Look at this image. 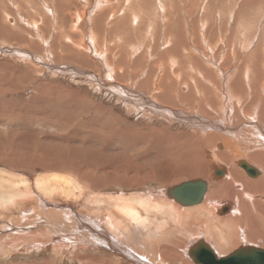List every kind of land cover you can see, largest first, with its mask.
<instances>
[{
    "label": "bare ground",
    "instance_id": "1",
    "mask_svg": "<svg viewBox=\"0 0 264 264\" xmlns=\"http://www.w3.org/2000/svg\"><path fill=\"white\" fill-rule=\"evenodd\" d=\"M40 2L42 3L41 0ZM76 2L83 4L85 7V3L87 2V0H76ZM96 2L98 5L97 9L99 13L101 9L107 8L106 10L113 11L118 7L116 5L108 6L109 2L111 3L110 0H102V2ZM91 4H93V2ZM72 16L73 15H71V17ZM103 17L104 15H101L97 18V20ZM13 18L9 17L8 15L7 19H5V17L1 15L0 24H2L4 28H0V30H2L3 33L7 35L6 37L9 40H11L10 38L11 36H14V34L17 33L19 35V33H22V38L25 39L20 40V43H22L26 49L24 51L18 50L17 48L9 49L11 51L21 52L20 57H22L23 59L25 55L26 58H31V60L34 61V58L37 55L34 54L31 49H28L32 48V45L34 43L32 38L30 37V34L33 33L31 31L29 32L23 29L20 30V28L19 30L15 31V29L12 28L13 25L9 26L8 24H12L14 22ZM78 18L75 17V22L78 21ZM118 23L123 26V24H121L122 22ZM113 27L116 30L117 23L110 26V28ZM63 28L64 27H62L61 29ZM31 29L34 30V33H36L37 28L34 24H32ZM90 30L93 31V28ZM25 31L28 33H25ZM3 33H1V35ZM70 33L71 32H54L55 39H53L52 41L53 45L51 46L52 50L50 51L53 57L52 59H54L53 61L55 62L50 59V54L48 52L50 48V39L47 36H42L44 39V41L42 40V43L45 46L44 50L47 51V53L45 54V58L47 59L46 61H48V64H44V67L50 70L56 69L58 70V72L66 71L68 72V74L69 72L75 73V80H77L79 84L84 83L85 87H88L90 90H92V92L94 91V94L100 95L102 99L97 100V102L94 103L92 102V100L88 99L84 95V93L82 94L81 90L77 91V89L73 88H63V90L57 85L46 82H39L33 85L35 94L32 93L30 104H35L39 107V109H46L47 107H43L41 102L42 100L44 101V103H48L47 100L53 102L55 99L51 98V96L54 98H60L59 96H61L63 100L70 99V101L71 99H73L72 103L74 104V110H66L67 112H72H64L63 117H54L56 119L54 120V118H45L46 116L44 117L42 113L41 115H43L44 117L43 121L44 119H47L48 124H46V126H52L53 128L59 125L61 127L64 125L68 126L71 117L75 116L78 118V114L84 113V116H87L88 114L90 117H84L83 120L79 119L78 125L76 126L79 127V131L86 130L85 138L89 140L91 144L94 143L98 146V144L100 145V142L103 140H101V137L100 139L98 137H94L95 134L91 135V133H94L93 131L100 132V134L103 135L107 130L113 132V136H117L118 138H121V140L124 136H126L128 142L122 141L121 149L119 147L120 153H117V151H115V149L110 146V148H112L110 149L111 153L114 152V155L112 157L117 156L119 159V163H117L118 165L116 164V171H118V173L120 174H124L121 177L113 175V171L108 172L107 167H103V165L109 163L113 158H111L110 155L102 156L99 153L98 154L99 156H101V158H109L106 159L107 163H104L102 161L103 163H101V167L99 164L97 165V168L94 171L95 174L92 171L93 169L91 170L93 172V175L92 173H86L89 169L87 166L88 164H83L85 166L77 167V158L79 159V153L77 152H74L72 156V153L70 152L71 157L69 156V159L66 157H61L62 159L60 160H53L54 157L50 156L53 160V162H51L52 168H49L47 166H41V168L40 165L37 166L35 163H33L34 167H29L34 171L37 170L36 168H41L45 170L44 172L49 173V177L40 180L41 182H37L38 187L41 189L44 195H46L47 193L48 195L53 194L55 192V189H61V191H63L64 193L65 189L63 187V184L68 181L64 180L65 176H68L65 172L73 171L82 176L81 180L78 181L79 184H81L80 188L86 189L87 192L92 190L90 191V193H88V196H91L90 199L92 200V197L94 199L97 198L95 200L106 205L105 208L102 209H85L86 211L83 215V213L75 210L74 205L52 203V207H59L62 210L61 213H57L61 216V221L60 224H51L44 222L45 224L43 223V226L48 227L46 234L49 235V237L54 236V233L56 235H62V233L71 235V237L75 240L73 243L76 247L73 248L72 251L77 254H82L85 252L95 253L97 254L96 259L95 257L84 259L86 261L96 260V262H98L99 264H190L188 260H186V258L190 259L189 256H191L192 251L195 250V247H197L201 242L205 245H208L217 256L221 254L223 255L219 256L218 258L225 257L240 247L252 246L255 248L264 249V115L262 114L263 107L261 104V100L259 102L251 101V103L247 105L252 107L251 115L248 116L250 122L245 120L246 112L245 107L242 108V105L241 113L243 115V118L241 116H236L235 118V115L230 116L234 122L235 127H237L239 131V134L237 133L238 135L236 136L231 132L232 130L229 129L232 127L225 124L220 127L215 123V118L218 116L216 112H219L220 110L218 108L216 109V111H214L212 104L213 101H211L210 96L211 94L215 96L216 93V95L219 94L218 96L220 97L221 95V98L224 99L227 90V84L225 82L224 85L222 84L223 82L218 83L220 85L222 84L221 91L215 87L216 85H208L207 82L204 81H202L201 84L198 85L197 82H193L191 81V79L190 81L192 83L190 84L187 79L184 80V76L182 79V76L180 77L179 75L173 73L169 74L170 76L172 74L169 80L168 78H166V75H164L166 73L165 70L167 69L162 70L161 66L163 62L160 63L161 66L160 68H158V70L155 68V77L152 75L153 79H149L151 77L150 74L152 73H150V68L146 67V69H148L149 71H146L145 69L143 71L141 69L143 67L142 65V67L136 69L135 65L137 64V62H129V60L128 62L123 63L125 60L123 61L121 59L120 60L122 62H120L119 59H117L115 56H112L110 51L106 50V46H104V48L101 47L98 50H94L95 48H93L92 45L95 44V42H97L98 40L97 37H95V33L91 32L90 34L83 36V39L81 41H79V38L77 39L75 35L72 36V34ZM26 36L28 38H26ZM175 38L177 39V37ZM2 39L3 37L0 36V42H3L1 41ZM62 40L65 41L66 45L62 43ZM61 43L64 45H62ZM0 47L2 48L3 46ZM63 48L66 50H63ZM112 48L113 47H111V49ZM56 49L57 53L55 52ZM60 49L66 52H63ZM72 49L77 51H75V53H77L76 55L72 53ZM83 50L85 53L87 52L88 55H90V57H92L94 60L89 59L91 62L88 63L81 62L82 59H79V62L63 61L66 60L67 57H72L75 59L80 56L82 57L81 51ZM22 58H20V60ZM37 60H40L39 57ZM69 63H74L75 65H84V67L89 66V69H91L89 72H81V70L79 71V69L77 70L73 66H69ZM170 63L172 64V62ZM31 66L33 65L30 64V66L26 68L30 69ZM7 67L9 66H7L4 62H2V64L0 62V71L2 73V76H0L1 94L10 92L12 93V91H16V89H18L16 87L17 84L15 88L12 87V81L16 78L20 71H18L17 74L14 71H10L11 69H8ZM214 67H216V65H214ZM173 68L174 67H172L171 69ZM215 71H217L221 77L225 76L226 74L224 70ZM63 73L65 74V72ZM5 74H8V76H4ZM55 74H57V72ZM72 75L69 74V76L73 78ZM71 77H68V79H71ZM64 79H66V77H64ZM221 79H223V77ZM23 80L28 81L26 77L23 78ZM228 81L230 82V80ZM27 83L28 82H26V84ZM198 89H202V91L203 89L208 90L207 92L203 91V94L207 93L209 96L205 95L202 97H195L193 99L191 95L195 96L194 90ZM42 93L43 95H46L43 97L44 99L40 97ZM232 96L236 98V96ZM237 98L234 99V102L238 101ZM226 99L227 98H225V100ZM227 100L226 102L229 101ZM238 102L240 103V100ZM84 104L86 106H84L83 108ZM243 105L245 104L243 103ZM135 106H139L142 108L141 114H138V112H134ZM203 106L208 108V110H205ZM220 106L225 109L226 104ZM119 107H121L122 109V111L120 110L121 112L117 110L119 109ZM92 109H95V111H92ZM199 112L201 113V115ZM14 113L17 114V111H14ZM15 114H13V117L16 116ZM227 114V112H224L223 116L220 115V118L217 119L218 122L222 119L226 124L228 122H231H227ZM41 115H39L35 120L37 124L42 119L40 117ZM13 122L14 121H12L11 124H13ZM44 123L46 122L44 121ZM71 123L72 122L70 121V124ZM114 124L116 126H120L121 129L119 127L118 130H115L116 128ZM41 127H43V125H41ZM70 128H72V126L64 129L65 131H70ZM112 143V145L116 144L115 142ZM219 144H221L222 146ZM217 149H222V151H219ZM60 150L61 148L57 149L56 151H49L47 155L52 154L61 156L62 151ZM131 151L134 153L135 157L130 156L125 158L124 155H128ZM27 154L28 153H25V155ZM35 156L36 155H28V157H26L28 158V161L34 160L35 162ZM99 156L98 158H100ZM84 158L85 157H83V159ZM120 158L121 160L123 159V161H121ZM131 158H135V165L131 161ZM242 158L246 160L243 161ZM248 160L252 162V165L255 163L261 169L259 167L256 168V165H250L247 162ZM19 161H21V163L28 162L23 157ZM91 161L92 163L94 162L92 158ZM164 161H166L167 163L161 165L160 163ZM114 162L115 160L113 162L111 161V163ZM181 162L188 164L187 166H185L186 169L182 167L185 164ZM6 163L3 164L2 162H0L1 166L9 168L10 166H8V164ZM72 163L74 164L72 165ZM156 164L161 165L157 168L158 172L159 170H168L170 172V181L168 179V182H164L160 178L157 179L156 177L153 178L151 176V178L153 179L152 180L148 176V174H152V171L150 174V170L155 167ZM242 164H245L246 166L254 170L255 173L253 174L247 172L244 168H242ZM113 166H115V164H113ZM236 166L240 170L232 168ZM14 167L15 166H13V168ZM99 172H101L102 174H98ZM62 176H64V179L60 178ZM246 177L249 179H246ZM76 178L74 180H76ZM70 181L73 182V179H70ZM147 181H155L156 186L158 185L157 188L152 187L151 185L147 186L145 189L142 185H145L144 183ZM199 181L205 182L207 185V189L203 194L201 201L196 205L182 206L181 204L177 203L170 194H168V190L174 189L179 185L185 184L187 182ZM68 183L69 182H67V184ZM167 185H171V187L166 188ZM68 186H70V184H68ZM94 192H97V195H94ZM133 192L135 194L131 195ZM67 193L68 192H66V194ZM68 194H71V192H69ZM101 206L103 205L101 204ZM26 210L28 212L30 211L29 208H27ZM31 210L35 211L34 213L36 214L37 209L31 208ZM93 212L95 214H93ZM70 216L74 217V219H77L80 223L78 222L77 224H74V219H72L74 225L72 224L73 226H70L71 228L69 230H66L68 231L66 232L65 230H62V221H66V219L68 220L69 218L71 219ZM169 223H172L173 227H168L167 225ZM64 226V228L66 229V225ZM130 229L135 232L137 231V229H141V233L142 231H144L145 235L144 237L134 235V232H131ZM183 238L185 240L187 239L189 242L186 243L185 241L183 250L179 251L182 248L180 240ZM213 244L215 248H213ZM70 248H72V246H70ZM229 248L234 249L226 255L225 253H227ZM104 255H107L109 258L106 259Z\"/></svg>",
    "mask_w": 264,
    "mask_h": 264
},
{
    "label": "rangeland",
    "instance_id": "2",
    "mask_svg": "<svg viewBox=\"0 0 264 264\" xmlns=\"http://www.w3.org/2000/svg\"><path fill=\"white\" fill-rule=\"evenodd\" d=\"M41 1L42 3L40 2V0H0V16L3 15L5 19H7L8 15L11 18L14 17V22L12 24L8 23L9 26L13 25L12 28H14L15 31L19 30L20 28V30L23 29L29 32L31 31L33 33L30 34V37L32 38L34 43L32 45V48L28 49H31L33 53L37 55L33 61L31 60V58H26L24 54V59L20 57L21 52L19 51H11V48H17L18 50L24 51L26 48L23 46L22 43H20V40H23L25 38H22V33H19V35L16 33L14 34V36H11V40H9L6 37L7 35H5L2 30H0V36L3 37V39L1 40L3 42H0V46H3L2 48L0 47V62L1 64L2 62H4L7 66H9L7 68L11 69L10 71H14L17 74L18 71H20V73L12 81V87L15 88L17 84L16 87L18 89H16V91H12V93H0V162H2L3 164L7 162L6 164L11 167L7 168L5 166H1L0 164V264H97L98 262H96V260H85L89 257H95L96 259L97 254L90 252H85L82 254L75 253L74 251H72L73 248H76L73 243L75 240L71 237V235H67L66 233H62V235H56L54 233V236L49 237V235L46 234L48 227L43 226V223L46 222L51 224H60L61 216L57 213H61L62 210L59 207V209L57 207H52V203L74 205L75 210L80 213H83V215L85 214V209H102L105 208L106 205L95 200L97 198L94 199L92 197V200L90 199L91 196H88V193H90V191L92 190L87 192L86 189L80 188L81 184H79L78 181L81 180L82 176L77 174L76 172L67 171L65 173L66 175H68V178L66 176L65 179L63 178L64 176L60 177L65 181L68 180L67 182H69L68 184H70V186H68L67 182H65L66 184H63V187L65 189L64 193L63 191H61V189H55V192L53 194L48 195L47 193L46 195H44L41 189L38 187L37 182L49 177V173L44 172L45 170L41 169L43 166L52 168L51 162H53V160H60L62 159L61 157L68 158L70 154L72 153V156L74 152L79 153V159L77 158V167L85 166L83 164H88L87 166L89 169L86 173H92V175L93 172L96 170L97 165L99 164L101 167V163H107L106 159L109 158H101L99 154L102 156L110 155L111 158H113H110L111 161L113 162L115 160V162L111 163L110 161L106 164H109L108 166L103 165V167H107L108 172L113 171V175L121 177L124 174H120L118 173V171H116V166L118 165L117 163H119V159L117 156L112 157L114 155V152L111 153L110 149L112 148H110V146H112L115 151H117V153H120L122 141H128L126 136H124L121 140V138L113 136L114 133L110 132L109 130H107L106 133L103 135L100 134V132L93 131L94 133H91V135L95 134L94 137H98L99 139L101 137V140H103L100 142V145L98 144V146L94 143L91 144L89 140L85 138L86 130L79 131V127L76 126L78 125L79 119L83 120L84 117H90L88 114L87 116H84V113L78 114V118L75 116L71 117L70 121L72 123L70 124L69 121L70 125L68 124V126L64 125L61 127L59 125L55 128H53L52 126H46V124H48L47 119H44V121L46 122L44 123L43 118L45 116V118L49 119H53L54 117H63L64 112H67L66 110L73 109V99H71L70 101L69 98V100H63L59 95L58 96L60 98H54L51 96V98L55 99L53 102H50L49 100H47L48 103H44L43 100L41 102L43 107H47V110L45 108L39 109V107L35 104H30L32 93L35 94V91L33 90V85L35 83L46 82L53 85H57L61 89L73 88L77 89V91L81 90V93H84V95L88 99L92 100V102L94 103H96L97 100H101L102 97L100 95L94 94L95 92H92V90H90L88 87H85L84 83L79 84L77 80H75V73L69 72L70 75L73 74L72 78L66 71L58 72V70L56 69L50 70L44 67L46 64H48V61H46L47 59L45 58V54L47 53V51L44 50L45 46L42 43L44 41L42 36H47L51 40L50 41L48 39L50 45L48 52L52 61L54 59H52L53 57L50 50H52V41L53 39H55V31L56 33L71 32L70 34H72V36L75 35L77 39L79 38V41L83 39V36H86L93 32L96 34L95 37H97L98 39L97 42L92 45V47L95 48L94 50H98L101 47L104 48V46H106V50L110 51L112 56H115L119 60H125L123 63H126L129 60V62H137V64L135 65L136 69L143 66L141 68L143 71L145 69L146 71L150 70V73L152 72L150 74L151 77L149 76V79H153L152 75L155 77V68L158 70V68H160L161 66L160 63L163 62L161 67L162 70L167 69L165 70L166 73L164 75H166V78H168L169 80L172 76V74L171 76L169 74L173 73L179 75L180 77L182 76V79L184 76V80L187 79L190 84L192 83L191 81H195L198 83V85H200L201 82L204 81L207 82L208 85H216L215 87L221 91V85H224L226 83L227 90L224 99L221 98V95L220 97L218 96L219 94L216 95V93V99L213 94H211L210 96L211 101H213L212 104L214 111H216V109L218 108L220 110L219 112H216L218 116L215 118L217 121H215V123L218 124L220 127L224 124L232 127L229 129H231V132L237 136L239 134V131L237 127H235L234 122L230 116L235 115V118L236 116H241L243 118V115L241 113V105L242 108L245 107V120L250 122L248 116L251 115L252 107L247 105H249L251 101L259 102L261 100V104L263 107L262 114L264 115V0H110L111 3L109 2L108 6L116 5L118 7L113 11H108L106 10L107 8L101 9L100 13L97 9L98 5L96 1L102 2V0H87V2L85 3V7L83 4L76 2V0ZM92 2L93 4H91ZM71 15L73 16L71 17ZM101 15H104V17L97 20V18ZM75 17H79L78 21L76 22ZM23 21L27 23H24ZM118 22H122L121 24H123V26L120 25V23ZM113 23H117L116 30L114 29V27L110 28V26L114 25ZM32 24H34L37 28V34L34 33V30L31 29ZM0 25V28H4L2 24ZM61 26L64 28L61 29ZM92 28L93 31L90 30ZM26 31L25 33H28ZM1 33L3 34L1 35ZM175 37H177V39ZM26 38L28 37L26 36ZM62 41V43L66 45L65 41ZM111 47L113 48L111 49ZM64 48L63 50H66ZM60 50L63 51L62 49ZM75 51L76 50L72 49V53H74V55L77 54L75 53ZM55 52L57 53V49L55 50ZM81 52L82 57L80 56L77 59L67 57V59L65 58L66 60L63 61L79 62V59H82L81 62L88 63L91 62L89 59L94 60L92 57H90V55H88L87 52L85 53L84 50ZM38 57L40 60H37ZM20 58L22 59L20 60ZM121 60L120 62H122ZM170 62H172L174 66ZM30 64L33 66H31L30 69L26 68L30 66ZM70 65L77 70L79 69V71L81 70V72H89L91 69H89V66L84 67V65H75L74 63H69V66ZM214 65H216V67H214ZM170 66L174 68L171 69L172 67ZM146 67L150 69L148 70L146 69ZM215 70H224L226 72L225 76H222L223 79H221L222 77ZM54 72H57V74H55ZM63 72H65L66 75ZM6 75L8 76V74H5L4 76ZM230 75L232 76V78ZM0 76H2L1 71ZM25 77L26 79H28V81L23 80V78ZM64 77H66V79H64ZM68 77H71V79H68ZM228 80H230V82ZM26 82L28 83L26 84ZM220 82L223 83L220 85L218 84ZM227 82H229L230 84ZM203 91L207 92L208 90L203 89ZM203 91L202 89L194 90L195 96L191 95V97L194 99L195 97L197 98L208 95L207 93L203 94ZM232 95L236 96V98L238 97L237 99L238 101L240 100V103L238 101V103L234 102V99L236 98H234ZM44 96L46 95H43V93L42 95H40L41 98H43ZM225 98H227L230 102L227 99L226 100L229 103L226 102ZM243 103L245 105H243ZM224 104H226L225 109L220 106ZM84 106L86 105L84 104L83 108ZM138 107L139 106L134 107V112H138V114H141L142 108ZM204 108L205 110H208V108ZM93 110L95 111V109H92V111ZM117 110L122 111L121 107H119V109ZM14 111H17V114H15ZM71 112L72 111H69L67 113ZM224 112L228 113L227 122L231 121L228 122L229 124H226L223 119L219 120V122L217 120L220 118V115H224ZM42 113L44 117L43 115H41ZM13 114H15L16 116L13 117ZM39 115H41L40 117L42 119L37 124L35 120ZM55 118L54 120H56ZM18 119L21 121H19ZM12 121H14L13 124H11ZM41 125H43V127H41ZM69 126H72V128L69 129L70 131H65V129ZM114 126L116 128L115 130H118L120 127L116 126L115 124ZM61 130L65 132H62ZM110 134L112 135V137ZM112 142H115L116 144L112 145ZM60 148V151H62L61 156L52 154L47 155L49 151H56ZM217 150L222 151V149ZM25 153L28 154L25 155ZM132 153L133 152L131 151L128 155H124V157H135L134 153ZM28 155H36V161H28ZM50 156L54 157L53 160ZM98 156L100 158H98ZM22 157L28 162L21 163V161L19 160ZM83 157H85L86 159H83ZM91 158L92 160H94L93 163L91 161ZM242 160L245 161L246 159L244 160V158H242ZM121 161H123V159ZM131 161L134 165L136 164L135 158H131ZM247 162L252 165V162H250L249 160ZM33 163H35L37 166L40 165V167H42L36 168L37 170L34 171L32 170V168H29L30 166L34 167ZM165 163L167 162L164 161L160 164L162 165ZM73 164L74 163H72V165ZM113 164H115V166H113ZM160 164H156L155 167L150 170V174L151 171L152 174L149 175L147 173L148 176L150 178L151 176L153 178L156 177L157 179L160 178L164 182H168V179L170 181V172L168 170H159V172L157 171V168L161 166ZM187 165L188 164H185L182 167L186 169L185 166ZM253 165L255 166L256 164L254 163ZM13 166L15 167L13 168ZM257 167L259 166L256 165V168ZM12 168L15 170H13ZM232 168L240 170L237 166ZM98 174L102 173L99 172ZM74 176H76L77 178ZM75 178L76 180H78H74ZM70 179H73V182L70 181ZM246 179L249 178L246 177ZM144 184L145 185L142 186L145 189L147 186L151 185L152 187L156 188L158 186H156L155 181H147ZM169 187H171V185H167L166 188ZM66 192H71V194H66ZM95 194L97 195V192H94V195ZM134 194L135 193L133 192L131 195ZM101 204L103 206H101ZM27 208L30 209L29 212L26 210ZM31 208L37 209L36 214L38 216L34 213L35 211L31 210ZM93 214L95 213L93 212ZM70 217L71 219H66L67 222L62 221V230H69L71 228L70 226H73L74 224H77L79 222L77 219H74V217ZM72 219H74V224L72 222ZM64 225H66V229L64 228ZM167 226L170 228L173 227L172 223H169ZM131 232H134V235H139L140 237H144L145 235L144 231H142L141 233V229H137L136 232L131 230ZM185 241L186 243L189 242L187 239L185 240L184 238L180 240L182 248L179 251L183 250V245L185 244ZM70 246H72V248H70ZM212 246L213 248H215L214 244ZM233 249L229 248L227 253L225 254L227 255ZM219 256L223 255L221 254L218 255V257ZM104 257L106 259L109 258L107 255H104ZM186 260H188V262L192 264V261L189 258H186Z\"/></svg>",
    "mask_w": 264,
    "mask_h": 264
},
{
    "label": "water",
    "instance_id": "3",
    "mask_svg": "<svg viewBox=\"0 0 264 264\" xmlns=\"http://www.w3.org/2000/svg\"><path fill=\"white\" fill-rule=\"evenodd\" d=\"M242 168L249 173H255L245 164H242ZM206 189L205 182H187L168 190V194L182 206H192L201 201ZM189 257L193 264H264V249L252 246L240 247L227 256L218 258L208 245L201 242Z\"/></svg>",
    "mask_w": 264,
    "mask_h": 264
}]
</instances>
